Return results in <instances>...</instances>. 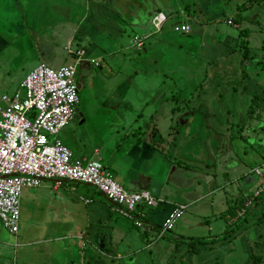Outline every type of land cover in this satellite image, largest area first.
Returning a JSON list of instances; mask_svg holds the SVG:
<instances>
[{"label":"crops","instance_id":"obj_1","mask_svg":"<svg viewBox=\"0 0 264 264\" xmlns=\"http://www.w3.org/2000/svg\"><path fill=\"white\" fill-rule=\"evenodd\" d=\"M20 1H24L22 6L25 10H30L25 0ZM48 1V6L40 2V6H36V13L41 14L45 9L55 15H73L72 5H75V0ZM190 1L193 4L189 5L185 0H82L83 20L76 22L73 33L65 34L62 42L66 51L73 53L80 49H71L75 37L80 42L91 41L93 45H97L94 38L100 34L117 39L124 23L140 31L151 27L153 33L159 32L167 17L181 16V24L189 25L190 31L187 34L179 33L176 43L178 50L185 54V58L178 64L197 75L203 66L201 80L192 85L194 88L190 92L185 83L181 97V87L176 91L161 89L166 75L152 73L151 63L144 68L138 66L143 60L138 62L133 59V65L138 62L136 72L126 78L133 80L136 74L142 75L149 86L146 99L150 101L135 108L134 111L139 110L138 114L136 117L131 116L126 124L122 119L118 121L124 133L118 144L120 150L116 157L112 155L113 150L107 147V142L112 141V135L107 134V142L104 140V144L93 145L88 137L89 128L85 126L87 116L80 111L83 122L71 123L74 130L61 129L56 135V138L59 136V141L72 145L75 151L68 150L74 161L78 159L85 163L87 160H97L124 191L147 192L160 201V204L156 207H138L135 217L142 222V227L138 228L133 221L119 214L103 195L89 186L64 181L55 186L51 181H41L37 188L23 189L18 201L20 225L31 224L34 220L42 225L40 234L31 239L24 235L18 236L17 230L16 236L2 239L0 228V260H4L0 264H56V257L60 264H134L136 261L138 264H161L163 252L168 253L170 250V256L168 255L164 264H264V193L263 199L259 197L244 205L250 201L259 183L257 178L256 182L249 178L253 177L250 170L264 162V143L257 140L260 133L264 136V0H222L216 7H212L215 0ZM63 2V5H59ZM242 5V10H238ZM160 14L164 21L157 29L151 21ZM199 16L204 17L199 19ZM205 18L213 22L223 20L226 29H221L220 25L205 26ZM241 29L248 32L242 42L238 35ZM87 33H91V38H88ZM149 34L150 32H146L131 40V47L141 55L138 58L149 56L150 51L145 50L143 44L153 37ZM135 40L140 41V48L134 45ZM167 43L170 44L169 41ZM163 44L168 46L166 41ZM123 50L120 52L123 53ZM165 58L167 57L163 55L167 62ZM81 63L78 67L83 68L87 61L82 60ZM168 65L171 71L173 63L168 61ZM98 68L102 71L101 67ZM108 73L112 74L109 68L105 74L108 76ZM78 84L80 85L79 82ZM139 91L145 94L143 90ZM160 100L165 105L170 101L167 110L161 109L164 105L156 107L155 101ZM104 106L94 107L97 111L105 112L102 109L106 107ZM184 108L187 109L186 114L190 120L194 117L193 114L203 116L206 129L199 134L202 137L201 148L208 157L215 154L212 159L218 161L220 167H224L225 179L215 180L213 177L216 170L213 169L205 183L197 166H207L206 161H196L202 158L193 151V146L189 151L185 149L186 144L181 145L175 138L170 140L171 126L168 124L172 121L171 116L174 113L178 115V121L182 117L188 118L183 114ZM156 109L160 113L159 120L154 114ZM230 112L239 113L236 116L237 124L226 120V115ZM243 114L249 118L248 122ZM155 121L168 127L157 126ZM94 127L96 130L106 131L109 128V131L115 134L117 132L116 125L106 122L102 117L95 121ZM236 127L245 129L254 142L261 144L257 150L248 148L251 150L249 157L242 164L232 162L234 156L239 154L237 148L235 151L231 145V139L239 138L237 134H231ZM155 132L157 138H154ZM118 146H115L114 151ZM245 149L242 148L243 151ZM222 155L223 159L232 162L231 165L221 164L219 157ZM247 163L253 166L244 175L238 170V165ZM227 169L232 175L230 178L226 176ZM170 184L178 185V190ZM227 188H230V193L224 194ZM179 205L185 207L184 211L175 219L170 229L159 235L162 223ZM241 210L243 213L239 215ZM58 214L66 215L65 221L68 222L63 223L65 229L58 234H51L47 225ZM77 223L79 226L75 227ZM117 231L120 234H116ZM135 242L139 244H134ZM32 247L36 249L28 250ZM203 250H207L209 255H205ZM211 251L215 253L214 261L210 256ZM145 252L151 256L150 261ZM6 253H11V257L5 259Z\"/></svg>","mask_w":264,"mask_h":264},{"label":"rangeland","instance_id":"obj_2","mask_svg":"<svg viewBox=\"0 0 264 264\" xmlns=\"http://www.w3.org/2000/svg\"><path fill=\"white\" fill-rule=\"evenodd\" d=\"M25 1L30 10L24 9V6H22L24 4V1L0 0V97L3 94H7V95L12 94L18 88V84L20 83V81H22V79L26 76V74L37 65L42 64L45 67L54 71L60 66L72 64L74 62V57L67 54L65 47H63L62 45V42L64 41L63 36L65 34H67L68 32L73 33V28L75 27L76 22H80L83 20L84 7L81 6L82 0H75V5H72L74 8V12L71 17L51 14L47 10L45 11V9L44 12L41 14L39 12L36 13V6H40V2H42L43 0H25ZM233 1L238 2L239 0H233ZM64 2L59 3V5H63ZM185 2H188L189 5L193 4L191 3L192 1L190 0H185ZM42 3L45 6L49 5L48 0H44ZM217 3H222V0H215L214 4H212V7H216ZM105 4L107 7L109 6L108 1H106ZM20 10H21V14L19 15ZM227 15L228 14H226V16ZM201 17L204 16H199V19H201ZM219 18L222 19L221 16ZM181 23H182L181 16H173L172 18L167 17L166 22L163 23L159 32L156 33H153V29L151 27L144 29V31H140L139 29L128 26L126 23H124V28L120 26L122 30L117 39L111 37V35L107 37L106 35L104 36V34H100L97 38L96 37L94 38L95 43L97 45H93L91 41L80 42L78 37H75V39H73L71 49L72 48L83 49L84 50L83 60L87 61V63L83 64V68H81L80 66L77 67L76 69V73H78V77L76 79L81 85L80 90L78 91L79 107L78 106L77 107L78 110L81 113H83V115L86 114L87 116V123L85 124V126H88L89 128V131L87 129L88 137L93 143V145L95 143L104 144V140L107 142V138H108L107 134L112 135L113 137V138L111 137L112 141L107 142L108 145L107 147L110 150H113L112 155L116 157L117 153L120 150L118 149L119 148L118 144L120 143V139L124 133L118 121L123 120L125 121L124 123L126 124V121L131 119V116L136 117V115L138 114L139 110L134 111L135 108H138L140 104L149 103L150 100L146 99V93L149 89L148 88L149 86L146 83V79L145 78L143 79L142 78L143 76L140 74H136L133 80H129L128 78H126L127 76H132L133 72L134 73L136 72L135 67L140 60H143L144 62L142 61L140 63L141 65L139 64L138 66L146 68V65L151 63L152 65H150V68L152 70L151 71L152 73L158 75H166L165 77H163L164 82L163 85H161L162 90L168 91L170 89L171 91H176L181 87L182 91L181 93H179L181 97L183 96L182 93L184 87L183 85L186 86L185 83L188 84L186 86V89L188 90V92H190L194 88L192 85H196L201 80L204 72L203 66L202 69L198 70L197 73L199 75H197L196 73L189 71L184 65L181 64V66H179L178 64V62H180L181 59L185 58L184 57L185 54L182 51L178 50L179 48L176 43L178 42V38L180 37V34L174 31V27L180 25ZM20 25L22 27V32H20V28H21ZM204 25L205 26L220 25L219 27L221 29L222 28L226 29L225 27L226 25L223 22V20L221 21L216 20L215 22H213L211 21V19L205 18ZM146 32H150L149 35L153 37L143 42L145 50L146 49L149 50L150 53L148 52L149 56L144 55L145 58L143 56V58L141 59L138 58L141 55L138 54L136 51H134V49L131 47V40L134 36H138V35L143 36ZM87 35L88 38H91L90 37L91 33L90 34L87 33ZM165 41L168 46L163 44ZM168 41L170 42V44L167 43ZM76 43L77 45L75 46L74 44ZM122 49H124L123 53L120 52ZM163 55L167 57L165 58L167 59V62L164 61ZM125 56L128 57L126 58ZM93 59H97V60L94 61ZM133 59H135V61L136 60L138 61L136 65H133ZM186 60L189 61L187 57ZM168 61L173 63V67L171 71L168 65ZM176 63L178 65H176ZM98 67H101L102 71L99 70ZM108 68L110 69L112 74L108 73L107 76V74L105 73ZM83 72H85L84 75H82ZM169 74L170 75L172 74V76H170ZM187 79L189 80L187 81ZM138 89L143 90L145 94L143 95ZM157 94H158V90H157ZM169 102L170 101H167V104L165 105L164 101L160 100L159 102L155 101V104L157 108L158 106L164 105L161 106V109L167 110L169 107ZM94 104L97 106L105 105L106 107L104 106L105 108H102L105 110V112L97 111V109H95L94 107L95 106ZM171 104L172 106L174 105L173 103ZM114 107H116L115 111H113ZM156 110L157 111H155L154 114L156 119L159 120L160 113L158 109ZM183 110L185 111L183 114L186 115L188 118L182 117L180 119L181 122L178 121L179 116L178 115L176 116L175 113L171 116L172 121L171 123L168 124L169 126H171V133H169L171 135L170 140H173L175 138L177 141L181 142L180 143L181 145L186 144L185 149L189 151L190 148L193 146V151L197 154V156L202 158L200 160H196V159L195 160L206 161V163L208 164L207 166L206 165L197 166V171L199 172V170H201L202 179H205V183L206 180L209 178V176H211L213 169L216 170V174H214L213 177L215 178V180L225 179L226 177H224L223 175L224 167H220V163L216 160H213L215 154L212 155L210 154L208 157L206 154H204L203 148H201L202 144H200V142L202 140V137H200L201 135L199 134L202 133L204 129H206V127H204L205 122L203 116L201 117L199 115L193 114L194 117H192L190 120V117L186 114L187 109L184 108ZM217 113L221 114L220 112ZM238 114L239 113L230 112L228 113V115H226L227 116L226 120H228L229 122L233 121L235 124H237L238 120L236 119V116H238ZM101 117L104 120H106V122L116 125L117 127L116 134L114 132L109 131L110 130L109 128L108 130H106L107 132L102 131L101 128H100L101 130L95 129L94 127L95 121H98L99 118ZM243 118L245 119V121L247 122L249 121V118L245 117L244 114H243ZM156 123L157 126L168 127V125L165 124L163 125V123L161 122H156ZM71 128L72 130L75 129L74 125L68 122L62 129L71 131ZM126 128L127 125H125V130ZM161 132H163V129H161ZM231 134L233 135L237 134V136L239 137V138L237 137L238 139L235 140L231 139V145L234 147V150L236 151L237 148V150L239 151V154H237V156H234L232 160V162H234L235 164H242V161H244V159H247L249 157L250 154L249 151H251L250 149H248L249 147L254 150L260 148L261 144L256 141L255 143L252 140V136H249L250 133L249 132L246 133L245 129L242 130V128L240 127L233 128ZM153 135L154 138L158 137L156 132ZM259 135L260 136L257 137V140H261V143H264V136L261 133ZM57 138H59V136H57ZM214 139L216 141V137ZM61 144L64 145L67 149L71 151H75L70 143L61 142ZM114 145L118 146L117 149H115V151H114L115 148ZM242 148H246V149L243 151ZM226 153L227 152H225V154ZM223 158L224 155L219 157L221 164L225 166H228V164L231 165L232 162L230 160H226ZM76 160L78 161V159ZM224 160L225 163L223 162ZM77 163L80 166L84 165V163L81 161H78ZM188 166H191L190 163H188ZM238 166H239L238 170L242 171L244 175H247L248 169L251 168L253 165L247 163L246 165L243 166L238 165ZM229 171L230 170L228 169L225 171L226 176L228 178L232 176L231 173H229ZM249 178L253 182L257 181L256 178L254 177L252 178L249 177ZM113 181L115 180L113 179ZM170 186L174 187L177 190L179 188V186L176 184H170ZM80 188L82 187H79V189ZM229 193H230V188H227L224 191V194H229ZM183 195L184 193H182L181 197H183ZM19 207L20 206L18 203V209ZM59 210H61V208H59ZM68 217L69 219L71 218L70 215H68ZM65 218L66 215L58 214L56 218H54L49 222L51 225L50 224L47 225L48 232L49 233L51 232V234H58L60 230L65 229V227H63V223L68 222L65 221ZM35 219L38 220L39 218H35ZM75 220H79V219H75ZM82 220L84 219H81V221ZM121 220L122 218L120 217L119 221ZM41 226H42L41 224L36 223L34 220L31 222V224L25 223L24 225L23 224L20 225V216H19L18 236L24 235V236H28L31 239H34L38 234H40L39 232ZM78 226L79 224L77 223L75 227ZM0 228L2 232V236H1L2 239H7V237H11V235L8 234L7 231L1 227V224H0ZM117 232L115 233L120 234V232L118 233ZM112 243L114 245L113 241ZM134 244H139V242H135ZM12 249L13 248L11 247V251L13 254ZM30 249H36V248L34 247L28 248V250ZM203 251L206 253L205 255H209L207 254V250H203ZM169 252H171V250ZM169 252L168 253L163 252V256H161L163 262L168 260ZM145 253L147 255L148 261H150L151 256L149 255V253L147 252ZM214 254H215L214 251L210 252V256L212 257L213 261L215 256ZM141 255H144V253H142ZM9 257H11V253H6L4 255L5 259ZM55 260L58 264H60L57 257L55 258ZM0 261H4V260H0ZM163 262L161 264H164ZM172 263L174 264V262ZM121 264H123V262ZM134 264H138V262L136 261Z\"/></svg>","mask_w":264,"mask_h":264},{"label":"built area","instance_id":"obj_3","mask_svg":"<svg viewBox=\"0 0 264 264\" xmlns=\"http://www.w3.org/2000/svg\"><path fill=\"white\" fill-rule=\"evenodd\" d=\"M163 21L160 14L151 22L158 29ZM174 31L187 34L189 25L180 24ZM134 45L140 48L141 43L135 40ZM67 52L74 57L72 64L54 71L37 65L12 94L0 97V224L13 236L18 230L21 191L37 188L41 181H51L55 186L63 181L89 186L138 228L142 227V222L135 217L138 207L160 204L147 192L124 191L97 160H87L80 166L56 138L78 106V82L74 76L84 50ZM250 174L259 183L245 206L264 193V162L252 168ZM184 209L181 205L173 209L162 223L160 234L171 228ZM242 213L241 210L239 215Z\"/></svg>","mask_w":264,"mask_h":264},{"label":"water","instance_id":"obj_4","mask_svg":"<svg viewBox=\"0 0 264 264\" xmlns=\"http://www.w3.org/2000/svg\"><path fill=\"white\" fill-rule=\"evenodd\" d=\"M74 78L76 79V75L74 76ZM79 88H80V85L77 84V89L79 90ZM76 122H80V123L83 122L82 115L79 112L78 107H76L74 109V113H73L72 118L70 120V123H76Z\"/></svg>","mask_w":264,"mask_h":264},{"label":"trees","instance_id":"obj_5","mask_svg":"<svg viewBox=\"0 0 264 264\" xmlns=\"http://www.w3.org/2000/svg\"><path fill=\"white\" fill-rule=\"evenodd\" d=\"M244 7V5H242V6H240V7H238V10L240 9H242ZM248 32L244 29H241V30H239V33H238V35L240 36V40H241V42L244 40V37L246 36V34H247ZM260 199H263L262 197H260ZM164 234V233H163ZM159 235H162V234H160L159 233Z\"/></svg>","mask_w":264,"mask_h":264},{"label":"clouds","instance_id":"obj_6","mask_svg":"<svg viewBox=\"0 0 264 264\" xmlns=\"http://www.w3.org/2000/svg\"><path fill=\"white\" fill-rule=\"evenodd\" d=\"M73 56V55H72ZM76 78H77V74H76ZM77 80V79H76Z\"/></svg>","mask_w":264,"mask_h":264},{"label":"flooded vegetation","instance_id":"obj_7","mask_svg":"<svg viewBox=\"0 0 264 264\" xmlns=\"http://www.w3.org/2000/svg\"><path fill=\"white\" fill-rule=\"evenodd\" d=\"M77 74V76H78V73H76Z\"/></svg>","mask_w":264,"mask_h":264}]
</instances>
